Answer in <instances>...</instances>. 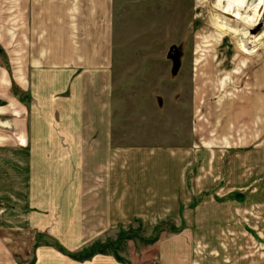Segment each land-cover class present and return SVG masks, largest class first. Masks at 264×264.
<instances>
[{"label": "rangeland", "instance_id": "1", "mask_svg": "<svg viewBox=\"0 0 264 264\" xmlns=\"http://www.w3.org/2000/svg\"><path fill=\"white\" fill-rule=\"evenodd\" d=\"M27 12L23 0H0V209H8V197L22 198L20 148H35L37 134L65 138L108 131L113 171L125 165L126 172L138 170L140 164L141 190L151 189L154 204L143 197L135 206L141 217L115 223L76 253L81 259L110 253L124 261L137 245L178 235L195 224L184 235L191 264H264V0H114L113 60L92 71H58L54 61L38 65L30 60ZM241 44L247 50L255 44L259 54L239 57ZM202 62L212 69L202 77L206 87L198 90L195 66ZM244 98L247 106L239 108ZM212 115L220 119L213 123ZM101 117L108 122L87 121ZM237 125L242 130L236 131ZM183 149L220 151L227 161L218 165L221 185L209 181L192 189L190 181L191 195H196L173 209L159 198L165 190L159 189L158 174L149 171L156 172L165 161L181 166ZM235 159L238 188L231 189L229 166ZM118 175L113 173V179ZM110 185L115 199L129 191L112 179ZM78 198L91 200L83 189ZM180 208L193 220H182ZM199 213L216 220H197Z\"/></svg>", "mask_w": 264, "mask_h": 264}, {"label": "crops", "instance_id": "2", "mask_svg": "<svg viewBox=\"0 0 264 264\" xmlns=\"http://www.w3.org/2000/svg\"><path fill=\"white\" fill-rule=\"evenodd\" d=\"M23 3H27L28 9L30 60L37 61L38 65L42 61H54V69L58 71H73L74 68L92 71L109 66L113 60L114 0H23ZM23 17L26 19L24 11ZM261 17L262 15L258 18ZM248 46H252V49L247 50L246 45L241 44L239 57L245 59L259 54L256 53L255 44ZM244 65L245 62L241 67ZM195 67V81L198 90H202V86L206 87L202 77L207 75L212 66L202 62ZM239 69L236 68L234 73H239ZM214 71L219 72L218 69ZM262 94L264 104V84ZM248 100L244 98L239 108H246ZM196 108H201L198 98ZM215 116L208 118L215 123L220 119ZM87 121L104 125L108 119L101 117ZM238 128L242 130L237 125L236 131ZM77 133H70V136L67 134L65 138L62 134H37L33 138L39 142L35 148H20L22 198L17 201L14 196L8 197V209H0V264H191L189 243L184 244V235H187L185 231L192 228L195 230V224L180 232L178 235L181 237L174 235L143 247L137 245L124 261L110 253H97L86 259L72 256L92 244L94 238L109 232L115 223L126 224L141 217V212L135 206L137 202L142 203L143 197L148 204H154L151 189L145 187L144 191L141 190L140 164L138 170L126 172L125 165L122 166V171H113L108 143L111 134L108 131ZM20 141L25 144L24 138ZM63 141L65 142L62 143ZM261 145V156L264 160V138ZM169 153L174 156L173 151ZM201 157L205 160L208 157V160H202L201 164ZM226 157L215 150L206 154L183 149L180 154L181 166L165 161V164H159L156 172L149 173L158 174L159 189L165 190V194L159 198L174 209L175 203L185 205L196 195L195 192L191 195L190 181L193 182L192 189L205 187L209 181L215 186L221 185L223 171L218 165L224 160L227 161ZM133 166L136 167V164ZM229 168L230 188L237 189L234 179L238 181V160L235 159ZM225 171L227 170L224 169ZM14 172L13 164L9 171V189L14 184ZM118 172L122 175L113 179V173ZM152 178L154 176L151 175ZM111 179L129 190L127 196L114 198ZM175 187L176 196L172 190ZM81 189L90 194V201L85 202L83 198H78V190ZM179 190L184 195L181 198L178 197L181 194ZM79 204L83 212H79ZM84 204L86 208H83ZM178 212L182 213V220H193L192 216L189 218L186 215L188 213H185V209L180 208ZM199 215L194 217L202 221L214 218L211 215ZM169 217L170 220L176 218ZM159 219L163 220L165 217ZM199 228L200 226L197 227ZM142 250L145 251L144 255ZM148 251L153 255H148Z\"/></svg>", "mask_w": 264, "mask_h": 264}, {"label": "trees", "instance_id": "3", "mask_svg": "<svg viewBox=\"0 0 264 264\" xmlns=\"http://www.w3.org/2000/svg\"><path fill=\"white\" fill-rule=\"evenodd\" d=\"M152 242V241H151ZM73 257H75V258H78V259H81V257H79L77 254H74V255H72ZM83 259H85V258H83Z\"/></svg>", "mask_w": 264, "mask_h": 264}]
</instances>
